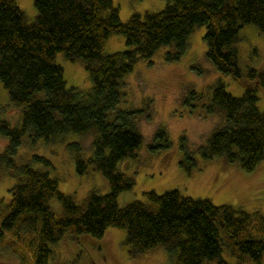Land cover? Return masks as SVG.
<instances>
[{
    "label": "trees",
    "instance_id": "trees-1",
    "mask_svg": "<svg viewBox=\"0 0 264 264\" xmlns=\"http://www.w3.org/2000/svg\"><path fill=\"white\" fill-rule=\"evenodd\" d=\"M34 5L37 14L29 23L16 0H0V82L11 104L24 108L17 126L0 118V135L8 139L0 152V175L6 168L17 177L10 201L4 204L0 198L6 208L0 241L7 232L19 235L17 229L24 224L38 232L35 264H48L50 244L66 233L74 239L81 234L101 238L115 226L126 230L132 256L163 246L173 264H264L263 216L178 190L148 191L145 202L119 205V193L131 189L134 180L117 165L142 144L136 127L141 112L118 109L111 114L123 96L124 76L139 58H151L171 45L167 59L178 60L195 27L206 25L207 59L232 75L244 92L236 96L223 83L214 86L208 111L222 113L225 122L212 132L202 155L224 156L253 170L264 157V110L258 107L264 67H241L236 44L245 25L255 24L264 32V0H168L163 10L134 13L127 21L113 0H34ZM115 33L124 35L131 48L105 52L107 39ZM60 51L70 60L83 61L90 89L67 86L56 60ZM71 132L95 133L93 155L87 160L81 147L73 145L76 167L80 173L89 166L101 171L109 187L107 193L90 191L81 204L61 191L48 171L14 158L25 135L53 139ZM157 136L167 138L165 130ZM52 199L59 202L60 212L52 208ZM225 249L237 262L223 258Z\"/></svg>",
    "mask_w": 264,
    "mask_h": 264
},
{
    "label": "rangeland",
    "instance_id": "rangeland-1",
    "mask_svg": "<svg viewBox=\"0 0 264 264\" xmlns=\"http://www.w3.org/2000/svg\"><path fill=\"white\" fill-rule=\"evenodd\" d=\"M16 2L25 12L27 21L33 22L37 14L34 0ZM113 2L119 7L120 18L127 21L134 13L144 15L163 10L168 0ZM206 29V25L195 27L180 59H167L173 46L164 45L151 58H139L133 70L124 76L123 96L111 114L118 109L139 110L136 127L143 141L133 157L117 165L134 180L131 189L119 193L118 203L125 206L136 200L145 202L148 191L162 194L178 190L185 196L209 199L216 205H232L264 217V157L253 170L247 171L239 162H229L224 156L206 158L202 155L201 149L212 132L225 122L222 113L208 111L214 86L223 83L226 90L236 96L244 92V87L232 75L219 71L207 59ZM239 35L236 47L241 67H264V32L257 25L248 24L241 28ZM129 48L125 36L115 33L107 39L104 50L113 53ZM56 59L64 69L68 87L91 88L92 81L83 61L70 60L61 51L57 52ZM258 95V107L264 110V88ZM23 110V107L11 104L8 92L0 82V118L17 126ZM160 130H165L166 140L157 136ZM95 137L93 132L84 135L71 132L53 139L25 135L14 158L17 162H29L37 169L48 171L58 180L60 190L81 204L92 190L109 191L101 171L89 166L86 172L80 173L76 167L73 145L81 147V155L87 160L93 155ZM7 144L8 139L0 135V152ZM37 156L49 163L36 160ZM16 182L17 177L6 168L1 170L0 198L4 199V204L10 201V188ZM4 204L0 205V219L3 212L6 213ZM51 206L60 212L56 199L51 200ZM17 232L19 235L7 232L5 239L0 241V264H35L38 232L28 231L24 224ZM125 240L126 230L115 226L108 227L101 238L81 234L74 239L66 233L50 244L52 253L47 263L173 264L163 246L132 256ZM222 256L231 263L237 262L226 249Z\"/></svg>",
    "mask_w": 264,
    "mask_h": 264
},
{
    "label": "bare ground",
    "instance_id": "bare-ground-1",
    "mask_svg": "<svg viewBox=\"0 0 264 264\" xmlns=\"http://www.w3.org/2000/svg\"><path fill=\"white\" fill-rule=\"evenodd\" d=\"M57 60V59H56Z\"/></svg>",
    "mask_w": 264,
    "mask_h": 264
}]
</instances>
